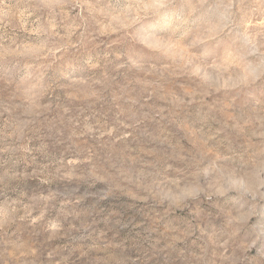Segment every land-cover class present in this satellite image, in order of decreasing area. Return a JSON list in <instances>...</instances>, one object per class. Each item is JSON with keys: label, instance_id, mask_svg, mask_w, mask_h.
Returning <instances> with one entry per match:
<instances>
[{"label": "rangeland", "instance_id": "obj_1", "mask_svg": "<svg viewBox=\"0 0 264 264\" xmlns=\"http://www.w3.org/2000/svg\"><path fill=\"white\" fill-rule=\"evenodd\" d=\"M0 264H264V0H0Z\"/></svg>", "mask_w": 264, "mask_h": 264}]
</instances>
